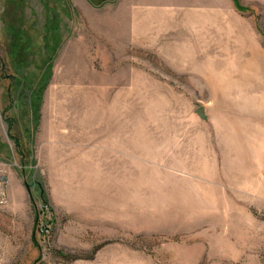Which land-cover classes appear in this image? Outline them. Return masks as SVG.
I'll list each match as a JSON object with an SVG mask.
<instances>
[{"label":"rangeland","instance_id":"1","mask_svg":"<svg viewBox=\"0 0 264 264\" xmlns=\"http://www.w3.org/2000/svg\"><path fill=\"white\" fill-rule=\"evenodd\" d=\"M0 264H264V0H0Z\"/></svg>","mask_w":264,"mask_h":264},{"label":"water","instance_id":"2","mask_svg":"<svg viewBox=\"0 0 264 264\" xmlns=\"http://www.w3.org/2000/svg\"><path fill=\"white\" fill-rule=\"evenodd\" d=\"M195 113L200 119H202V120L205 119L203 108L200 107V108L196 109Z\"/></svg>","mask_w":264,"mask_h":264}]
</instances>
